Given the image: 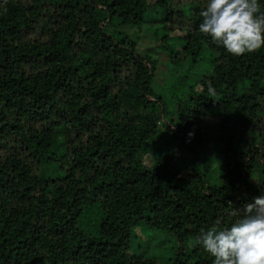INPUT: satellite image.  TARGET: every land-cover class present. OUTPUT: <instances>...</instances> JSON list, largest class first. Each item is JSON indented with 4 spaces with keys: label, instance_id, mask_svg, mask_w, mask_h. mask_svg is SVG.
Returning a JSON list of instances; mask_svg holds the SVG:
<instances>
[{
    "label": "trees",
    "instance_id": "obj_1",
    "mask_svg": "<svg viewBox=\"0 0 264 264\" xmlns=\"http://www.w3.org/2000/svg\"><path fill=\"white\" fill-rule=\"evenodd\" d=\"M203 3L0 0V264H212L194 238L264 191V48L213 44ZM144 27L166 93L125 31ZM203 51L208 72L172 84ZM137 228L175 251L134 255Z\"/></svg>",
    "mask_w": 264,
    "mask_h": 264
},
{
    "label": "clouds",
    "instance_id": "obj_2",
    "mask_svg": "<svg viewBox=\"0 0 264 264\" xmlns=\"http://www.w3.org/2000/svg\"><path fill=\"white\" fill-rule=\"evenodd\" d=\"M199 17L198 31L232 56L264 48L260 0H204ZM208 91L214 93L211 84ZM220 224L218 219L194 238V246L208 253L212 264H264V191L244 206L239 219Z\"/></svg>",
    "mask_w": 264,
    "mask_h": 264
},
{
    "label": "rangeland",
    "instance_id": "obj_3",
    "mask_svg": "<svg viewBox=\"0 0 264 264\" xmlns=\"http://www.w3.org/2000/svg\"><path fill=\"white\" fill-rule=\"evenodd\" d=\"M125 31L136 40L138 51L152 53L153 56L155 57L153 59L158 64V69L155 76V80H153L152 83V88L157 93L159 92V90L160 93L162 92L166 93V91L170 89V85H169L170 80H168L170 71L168 72L165 63L163 62V60L166 62L165 57L159 53V50L154 47V44L149 38L148 30L146 29V27H144L143 30L141 31V34L139 35H136L134 33L133 28H126ZM170 50L175 52L179 50V48L172 46ZM212 59L213 56L210 53H208L207 51H203L201 55L195 59L197 60L195 63H188L187 65L184 66V68L183 67L179 68V70L176 72L177 79L173 78L172 84L179 83V81L182 80L183 72L185 70H188L192 75L190 83L192 82L194 83L198 81L203 74H206L208 72V66L212 62ZM166 80L168 81L164 83ZM173 89L176 91V86ZM175 91L171 90L170 94L169 93H167L166 95L162 94L165 103L169 107L172 104L170 97L172 95L177 94ZM210 121L211 120L206 122V126L212 123V121L211 122ZM244 146L246 145L243 144L241 147ZM212 172L215 176L214 171ZM131 241H132V248L134 251V255L143 254L144 250L146 249L150 251L151 256L158 257L159 259H163V260L166 257L167 258L170 257L176 248L175 241L172 237L164 233H160L158 231H151L146 228L133 229L131 233Z\"/></svg>",
    "mask_w": 264,
    "mask_h": 264
}]
</instances>
